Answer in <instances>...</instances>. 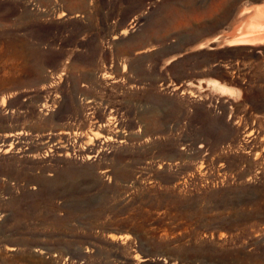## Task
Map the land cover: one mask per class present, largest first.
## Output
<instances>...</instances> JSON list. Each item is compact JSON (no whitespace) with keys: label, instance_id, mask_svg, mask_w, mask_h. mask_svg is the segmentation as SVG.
Segmentation results:
<instances>
[{"label":"rangeland","instance_id":"374dc122","mask_svg":"<svg viewBox=\"0 0 264 264\" xmlns=\"http://www.w3.org/2000/svg\"><path fill=\"white\" fill-rule=\"evenodd\" d=\"M263 3L0 0V264H264Z\"/></svg>","mask_w":264,"mask_h":264},{"label":"bare ground","instance_id":"6f19581e","mask_svg":"<svg viewBox=\"0 0 264 264\" xmlns=\"http://www.w3.org/2000/svg\"><path fill=\"white\" fill-rule=\"evenodd\" d=\"M30 3V1H29ZM71 8V7H70ZM246 9V8H245ZM64 13V12H63ZM62 14V13H61ZM60 14V16H61ZM75 15V14H74ZM72 16V15H71ZM237 16V15H236ZM235 17V16H234ZM235 19V18H234ZM232 33L229 34L221 43L227 44V45H239V44H253L256 48H260V46L264 43V3L262 5H254L250 7V9L247 10H241L239 11L238 16L232 23ZM230 26V27H231ZM130 29V28H129ZM128 31V29H127ZM126 34V33H125ZM119 38V35L118 37ZM212 41H214L212 39ZM216 41V39H215ZM215 43V42H214ZM207 45V44H206ZM213 45V44H212ZM209 46V45H208ZM202 48V46H200ZM253 47V46H252ZM212 48V47H211ZM215 48V47H214ZM255 48V49H256ZM199 49V48H198ZM141 51V50H140ZM142 52V51H141ZM58 103V100H57ZM85 103V102H84ZM61 108V107H60ZM94 113V112H93ZM95 117V116H94ZM92 117V118H94ZM117 117V116H116ZM112 118V117H111ZM98 118L96 119L97 123ZM109 120V119H108ZM114 120V119H113ZM91 121V117H90ZM99 121V120H98ZM106 121V120H105ZM92 122V121H91ZM94 123V122H93ZM104 123V122H103ZM109 123V122H108ZM117 123V122H116ZM99 124V123H98ZM107 124V123H106ZM122 124V123H121ZM124 125V124H123ZM122 125V126H123ZM67 126V125H66ZM97 126V125H96ZM99 126V125H98ZM110 126V125H109ZM112 126V125H111ZM115 126V125H114ZM118 126V125H117ZM120 126V127H122ZM75 127V126H74ZM93 127V126H92ZM101 127V126H100ZM113 127V126H112ZM119 127V126H118ZM126 127V126H125ZM64 128V127H63ZM97 128V127H96ZM95 128V129H96ZM62 129V128H61ZM60 129V130H61ZM66 128H64L65 130ZM124 129V128H122ZM127 129V128H126ZM92 130V129H91ZM94 130V129H93ZM68 131V130H67ZM89 131V130H88ZM98 131V130H97ZM106 131V130H105ZM117 131V130H116ZM120 131V130H119ZM81 132V130H80ZM90 132V131H89ZM118 132V131H117ZM123 132V131H122ZM1 133V132H0ZM16 133V132H15ZM52 133V132H51ZM84 133V132H83ZM87 132L85 131V134ZM91 133V132H90ZM89 133V134H90ZM98 133V132H97ZM115 133V132H114ZM113 133V134H114ZM120 133V132H119ZM4 134V133H3ZM64 134V132H63ZM79 134V133H78ZM92 134V133H91ZM104 134V132L102 133ZM125 134V133H124ZM15 135V134H14ZM88 135V134H87ZM86 135V137H87ZM106 135V134H105ZM10 135H6L5 137H8ZM64 136V135H63ZM78 136V135H77ZM97 136V135H96ZM112 136V135H110ZM114 136V135H113ZM1 137V136H0ZM42 137V136H41ZM51 137V136H50ZM118 137V136H117ZM15 138V137H14ZM20 138V137H19ZM27 139V138H26ZM116 139V138H115ZM120 139V138H119ZM2 140V138L0 139ZM21 140V139H20ZM62 140V139H61ZM68 140V139H67ZM90 140V139H89ZM94 140V138L92 139ZM101 140V138H100ZM22 141V140H21ZM46 141V140H45ZM50 141V140H49ZM78 141V140H77ZM76 141V142H77ZM112 141V140H111ZM117 141V140H116ZM5 142V141H4ZM48 142V141H47ZM46 142V143H47ZM56 142V141H55ZM63 142V141H62ZM88 142V141H86ZM93 142V141H90ZM124 142V140H123ZM126 142V141H125ZM11 143V142H10ZM15 143V142H14ZM19 143V142H18ZM42 143V142H41ZM60 143V142H59ZM68 143V142H67ZM78 143V142H77ZM103 143V142H102ZM114 143V142H113ZM119 143V142H118ZM122 143V142H121ZM17 144V143H16ZM29 144V143H28ZM90 144V143H89ZM94 144V142H93ZM116 144V143H115ZM15 145V144H14ZM50 145V144H49ZM62 145V144H61ZM68 145V144H67ZM114 145V144H113ZM1 146V145H0ZM10 146V145H9ZM64 146V144H63ZM66 146V145H65ZM89 146V145H88ZM111 146V145H110ZM15 147V146H14ZM67 147V146H66ZM82 147V145H81ZM29 148V147H28ZM68 148V147H67ZM101 148V147H100ZM25 149V148H24ZM47 149V148H46ZM49 149V148H48ZM51 150L53 148H50ZM69 149V148H68ZM76 149V148H75ZM92 149V147H91ZM98 149V148H97ZM10 150V148H9ZM99 150V149H98ZM20 151V150H19ZM68 151V150H67ZM66 151V152H67ZM6 152V151H4ZM51 152V151H50ZM10 153V152H8ZM62 153V152H61ZM69 153V152H68ZM67 153V155H68ZM100 153V152H99ZM109 153V152H108ZM31 154V153H30ZM52 154V153H51ZM60 154V153H59ZM26 156V155H25ZM87 157L91 156L89 153L86 155ZM115 156V155H114ZM113 156V157H114ZM85 158V157H84ZM96 159V158H95ZM90 160V159H89ZM118 160V159H117ZM110 169V168H109ZM109 171V170H108ZM122 174V173H121ZM111 177V176H110ZM101 179V178H100ZM99 179V180H100ZM108 179V178H107ZM111 235V234H110ZM113 236V234H112ZM111 236V238H112ZM116 236V235H115ZM115 236H113V239H115ZM8 251V250H7ZM149 259V258H148Z\"/></svg>","mask_w":264,"mask_h":264},{"label":"water","instance_id":"95a60500","mask_svg":"<svg viewBox=\"0 0 264 264\" xmlns=\"http://www.w3.org/2000/svg\"><path fill=\"white\" fill-rule=\"evenodd\" d=\"M232 23H233V22H232ZM231 25H232V24H231ZM230 28H231V29H230V32H231V31L233 30V28H232V27H230ZM230 32H229V33H230ZM185 50H186V48L178 49V50L175 51V53H178V54H179V53H184Z\"/></svg>","mask_w":264,"mask_h":264}]
</instances>
